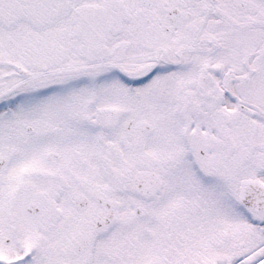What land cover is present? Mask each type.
<instances>
[{
  "label": "snow or ice",
  "instance_id": "obj_1",
  "mask_svg": "<svg viewBox=\"0 0 264 264\" xmlns=\"http://www.w3.org/2000/svg\"><path fill=\"white\" fill-rule=\"evenodd\" d=\"M0 264H264V0H0Z\"/></svg>",
  "mask_w": 264,
  "mask_h": 264
}]
</instances>
